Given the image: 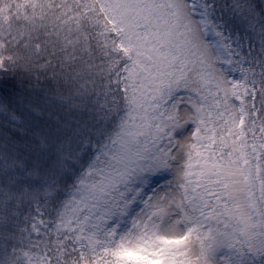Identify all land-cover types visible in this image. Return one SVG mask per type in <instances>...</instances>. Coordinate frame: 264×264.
<instances>
[{"label":"snow or ice","instance_id":"snow-or-ice-1","mask_svg":"<svg viewBox=\"0 0 264 264\" xmlns=\"http://www.w3.org/2000/svg\"><path fill=\"white\" fill-rule=\"evenodd\" d=\"M0 264H264V0H0Z\"/></svg>","mask_w":264,"mask_h":264}]
</instances>
